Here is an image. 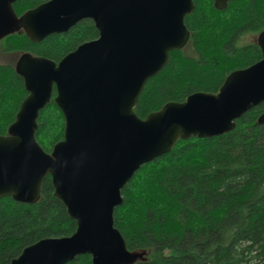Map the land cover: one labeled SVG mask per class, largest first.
<instances>
[{"label": "water", "instance_id": "95a60500", "mask_svg": "<svg viewBox=\"0 0 264 264\" xmlns=\"http://www.w3.org/2000/svg\"><path fill=\"white\" fill-rule=\"evenodd\" d=\"M16 1L0 0V41L23 32L40 43L83 20L93 21L99 37L58 63L29 53L17 61L28 96L7 135H0V199L34 205L50 177L54 197L77 229L70 237L28 246L11 264H67L82 255H90L92 264H135L142 255L128 250L114 226L122 190L179 141L230 133L264 101V30L257 38L262 59L230 73L217 93H194L141 119L135 108L146 84L190 40L185 18L193 0H50L21 16ZM213 1L225 10L237 0ZM54 90L64 139L47 153L36 133ZM258 122L264 123V113Z\"/></svg>", "mask_w": 264, "mask_h": 264}, {"label": "trees", "instance_id": "16d2710c", "mask_svg": "<svg viewBox=\"0 0 264 264\" xmlns=\"http://www.w3.org/2000/svg\"><path fill=\"white\" fill-rule=\"evenodd\" d=\"M48 1L17 0L13 8L21 16ZM193 2L185 18L190 40L183 50L172 51L168 64L146 84L135 108L141 119L194 93H217L230 73L262 59L257 43L242 39L264 30V0H237L225 10H217L213 0ZM98 37L93 21L83 20L40 43L20 32L0 46L14 60L29 53L58 63ZM27 96L14 64H0V135H7ZM263 113L264 101L238 119L232 132L181 140L136 172L114 211V226L128 250L142 255L135 264H264V123L258 122ZM38 124L36 139L51 153L65 129L53 99ZM76 229L54 197L50 177L34 205L2 198L0 264H11L40 240L70 237ZM67 264H92V258L82 255Z\"/></svg>", "mask_w": 264, "mask_h": 264}, {"label": "rangeland", "instance_id": "374dc122", "mask_svg": "<svg viewBox=\"0 0 264 264\" xmlns=\"http://www.w3.org/2000/svg\"><path fill=\"white\" fill-rule=\"evenodd\" d=\"M258 35H256V36H254V35L246 36V37H244L242 39V43H248V42L257 43ZM3 53H4L3 52V46L2 47L0 46V64H5L7 62H12L14 65L16 64V60L11 58L12 56L4 55ZM188 53L190 54V52H188Z\"/></svg>", "mask_w": 264, "mask_h": 264}, {"label": "flooded vegetation", "instance_id": "af4514ba", "mask_svg": "<svg viewBox=\"0 0 264 264\" xmlns=\"http://www.w3.org/2000/svg\"><path fill=\"white\" fill-rule=\"evenodd\" d=\"M21 55H22V54H20V56H19V57H18V59L16 60V64H17V61L19 60V58L21 57ZM16 64L14 65L15 67H16ZM53 94H54V92H53ZM55 96H56V95H55ZM55 96H54V97H52V99H54V98H55ZM52 99H51V100H52Z\"/></svg>", "mask_w": 264, "mask_h": 264}]
</instances>
